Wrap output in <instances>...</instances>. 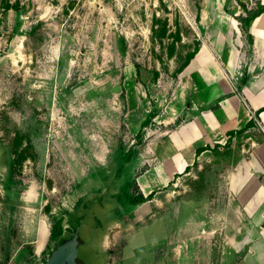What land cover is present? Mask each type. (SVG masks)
I'll return each instance as SVG.
<instances>
[{
	"label": "rangeland",
	"instance_id": "374dc122",
	"mask_svg": "<svg viewBox=\"0 0 264 264\" xmlns=\"http://www.w3.org/2000/svg\"><path fill=\"white\" fill-rule=\"evenodd\" d=\"M244 5L264 0H0V264H44L81 218L85 264H264V174L244 169L264 111L170 169L176 122L264 99Z\"/></svg>",
	"mask_w": 264,
	"mask_h": 264
},
{
	"label": "crops",
	"instance_id": "0c3cea01",
	"mask_svg": "<svg viewBox=\"0 0 264 264\" xmlns=\"http://www.w3.org/2000/svg\"><path fill=\"white\" fill-rule=\"evenodd\" d=\"M261 16H259V19ZM196 57L197 56L192 59L182 73L191 66ZM205 73L208 77L209 75L207 72ZM221 79L222 77L214 80L216 83H219ZM254 84V87H264V84H261L259 81L254 82ZM228 93H230V96L221 99L218 108L202 111H196V108H192L195 111L189 113L191 115L190 118L182 116L184 121L181 123L176 122L175 127L172 129L170 128V169H178L177 171L185 170L191 165V161L194 160L195 153L197 152L196 148L200 147V145H212L215 141L222 143L223 138L225 136L228 137V133L231 130L244 128L252 118V113L264 105V99H252L247 92L245 95L247 100L244 99V97L241 99L238 94ZM221 95H223V93L217 94L215 98L218 99ZM187 155H189L190 159ZM263 155V147H257L250 153L249 158L246 159L244 164V169L248 175L264 174V162H262L264 161ZM170 179H172V176H170ZM261 234L264 236V227H262ZM263 239L264 238L261 236L257 241L264 243ZM259 248L261 250V247ZM263 252L262 250V253ZM244 261L247 264H254V262L247 257H245Z\"/></svg>",
	"mask_w": 264,
	"mask_h": 264
},
{
	"label": "trees",
	"instance_id": "16d2710c",
	"mask_svg": "<svg viewBox=\"0 0 264 264\" xmlns=\"http://www.w3.org/2000/svg\"><path fill=\"white\" fill-rule=\"evenodd\" d=\"M9 8H15L18 9L19 8V4H15V5H11L8 4ZM244 7L246 8V12L249 15H241L238 16V19L249 29L251 23L253 22L254 19H256L258 16H260L262 13H264V5H260V8L256 11H251L248 7H246L244 5ZM167 25V24H166ZM167 32V28H164V33ZM194 42V47L192 50H190L187 55L185 60L179 65V67L176 69V73L179 76V74L190 64V62L192 61V59L196 56V54L200 51L201 48V41L195 36V38L193 39ZM264 111V107L260 108L259 110H257L255 112L256 116H260V114ZM255 119L254 117H252L248 123L246 124V126L242 129L239 130H231L228 135L232 136L234 133H239V132H243L247 129H249L250 127L255 126ZM208 146H204L203 148H199L198 152L201 153L203 151H205L207 149ZM148 197H150V195L148 196H144L143 194L140 195V197L138 198H131V202L132 203H139V202H143L145 200L148 199ZM60 235V234H59Z\"/></svg>",
	"mask_w": 264,
	"mask_h": 264
},
{
	"label": "water",
	"instance_id": "95a60500",
	"mask_svg": "<svg viewBox=\"0 0 264 264\" xmlns=\"http://www.w3.org/2000/svg\"><path fill=\"white\" fill-rule=\"evenodd\" d=\"M83 224L84 218H81L72 236L57 244L44 264H85L80 259V247L85 244L80 236Z\"/></svg>",
	"mask_w": 264,
	"mask_h": 264
}]
</instances>
